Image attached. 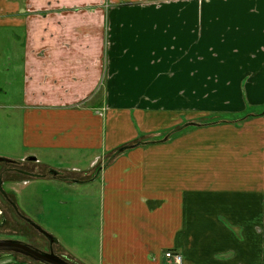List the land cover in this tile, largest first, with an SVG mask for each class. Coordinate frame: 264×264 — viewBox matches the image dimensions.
<instances>
[{
  "label": "crops",
  "instance_id": "obj_1",
  "mask_svg": "<svg viewBox=\"0 0 264 264\" xmlns=\"http://www.w3.org/2000/svg\"><path fill=\"white\" fill-rule=\"evenodd\" d=\"M0 28L22 31L21 154L91 156L70 183L99 191L98 264H264V112L176 127L212 116L180 115L201 88L264 107V0H0Z\"/></svg>",
  "mask_w": 264,
  "mask_h": 264
},
{
  "label": "rangeland",
  "instance_id": "obj_2",
  "mask_svg": "<svg viewBox=\"0 0 264 264\" xmlns=\"http://www.w3.org/2000/svg\"><path fill=\"white\" fill-rule=\"evenodd\" d=\"M19 33L22 34V31L0 28V157L15 162L25 159V155H22L20 151L21 115L17 109L20 106L18 102L23 96L25 82L23 40L22 37L19 40L14 37V34L19 35ZM241 90L240 88L213 87L197 90L201 94L192 95L189 112H182L183 114L180 115L212 116L194 118L188 125L186 123L188 121H184L176 126L177 130L183 132L181 134L194 133L200 125L218 123L223 120L238 122L247 115L262 114L264 107L255 108L240 99ZM236 92L237 100L235 99ZM198 98L200 101H193ZM163 113L166 115V112ZM173 115H178V112ZM192 122L199 125H191ZM167 133L169 132H164L158 138L144 136L141 141L167 140ZM177 134L169 136L168 142H173ZM199 137L196 136V138ZM141 141L138 140V142ZM46 156V158H40L41 162L23 163L25 169L42 173L45 178L33 179L10 174L13 175V179L9 180L7 174L5 175V187L13 192L20 210L38 222L57 240L55 250L58 253L76 264H98L99 206H97V198L99 191L97 188L88 191L91 188L88 184L72 187L70 183L71 178L76 176L75 171L87 167L91 156L86 155L85 157L69 152L58 153L53 157L52 155ZM7 167L10 166L0 164V172ZM51 171H57L58 177H54ZM82 174L83 180L93 176L91 171L86 173V170ZM1 206L4 211L13 215V220L23 223L18 220L6 203ZM28 228L31 234L29 241L41 242L38 241V233L33 228L29 226ZM45 246H47L46 242Z\"/></svg>",
  "mask_w": 264,
  "mask_h": 264
},
{
  "label": "flooded vegetation",
  "instance_id": "obj_3",
  "mask_svg": "<svg viewBox=\"0 0 264 264\" xmlns=\"http://www.w3.org/2000/svg\"><path fill=\"white\" fill-rule=\"evenodd\" d=\"M26 157L23 161L20 162H0V164H6L10 167L4 169L0 172V264H54L40 258H36L31 254L25 252L22 248H30L34 251L45 254H53L56 257H59L60 260L54 258L56 264H76L69 258L61 255L55 250L57 246V241L55 239L48 238L42 230L46 231L38 222L30 218L24 211L20 210L18 202L15 201L13 192L6 189V180L5 175L8 179H13V175L17 174L22 177L33 178V179H43L45 175L38 172H33L23 167V163H35L38 161H31ZM55 171H51L54 177H58V174L55 175ZM26 184V183H24ZM13 210L15 216L18 220L23 222H16L13 220V215L7 213L2 209L4 204ZM20 225V226H19ZM31 227L38 233V243H33L29 241L30 229ZM51 235V234H50ZM52 236V235H51ZM54 238V237H53ZM43 241V242H42ZM45 242L47 246H45ZM8 243V244H7ZM44 245V246H43ZM64 262V263H63Z\"/></svg>",
  "mask_w": 264,
  "mask_h": 264
},
{
  "label": "water",
  "instance_id": "obj_4",
  "mask_svg": "<svg viewBox=\"0 0 264 264\" xmlns=\"http://www.w3.org/2000/svg\"><path fill=\"white\" fill-rule=\"evenodd\" d=\"M28 159L31 160V161H37V158L34 157V156H31V157H29ZM0 162H11V163H15L14 160H11V159H8V158H4V157H0ZM54 173H55V174H58L57 171H55ZM42 232H43L48 238H50V239H51V238H52V239H55V238H53V236H51L48 232H46V231H44V230H42ZM55 240H56V239H55ZM7 244H8V243H7ZM22 249H23L25 252L31 254L32 256H35L36 258H40V259H42V260H46V261L51 262V263H54V264H56L54 258L60 260L59 257H56V256L53 255V254H51V255H50V254H45V253H40V254H39L37 251H34V250L30 249V248H26V247H24V246H23ZM60 261H61V260H60ZM63 263H64V262H63ZM65 264H66V263H65Z\"/></svg>",
  "mask_w": 264,
  "mask_h": 264
},
{
  "label": "built area",
  "instance_id": "obj_5",
  "mask_svg": "<svg viewBox=\"0 0 264 264\" xmlns=\"http://www.w3.org/2000/svg\"><path fill=\"white\" fill-rule=\"evenodd\" d=\"M165 257L174 264H182V255L179 253L169 251L165 253Z\"/></svg>",
  "mask_w": 264,
  "mask_h": 264
}]
</instances>
